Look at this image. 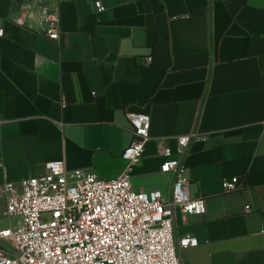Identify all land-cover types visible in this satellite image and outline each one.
<instances>
[{
    "label": "crops",
    "instance_id": "0c3cea01",
    "mask_svg": "<svg viewBox=\"0 0 264 264\" xmlns=\"http://www.w3.org/2000/svg\"><path fill=\"white\" fill-rule=\"evenodd\" d=\"M0 29V188L57 161L116 178L133 139L126 112L145 114L134 189L171 202L161 166L179 158L206 201L204 215L177 212L176 236L198 240L183 263L264 264V0H0ZM235 176L242 190L224 193ZM5 214L0 195V230Z\"/></svg>",
    "mask_w": 264,
    "mask_h": 264
},
{
    "label": "built area",
    "instance_id": "2783aa9c",
    "mask_svg": "<svg viewBox=\"0 0 264 264\" xmlns=\"http://www.w3.org/2000/svg\"><path fill=\"white\" fill-rule=\"evenodd\" d=\"M95 5L99 12L105 10L101 1ZM45 19L46 36L58 41L59 17L47 14ZM15 23L22 26L23 20ZM126 118L133 139L122 154L125 169L116 178L69 170L64 161H57L48 163L42 176L0 188L6 219L11 221L0 230V264H184L181 253L197 247L198 240L176 236L177 212L204 215L206 201L191 197L179 158L161 166L162 173L174 176L171 202L160 191L134 189L131 170L150 140L151 118L128 111ZM190 140L191 136L176 139L181 152ZM160 154L174 155L169 146ZM242 188L237 176L222 183L224 193Z\"/></svg>",
    "mask_w": 264,
    "mask_h": 264
}]
</instances>
